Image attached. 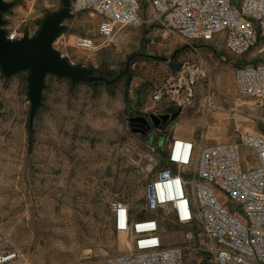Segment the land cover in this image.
Instances as JSON below:
<instances>
[{
    "label": "rangeland",
    "instance_id": "1",
    "mask_svg": "<svg viewBox=\"0 0 264 264\" xmlns=\"http://www.w3.org/2000/svg\"><path fill=\"white\" fill-rule=\"evenodd\" d=\"M18 1L4 17L32 32L46 14L63 6L61 0ZM99 22L88 10L64 21L69 43L76 34L95 38L92 58L60 40L56 46L73 64L111 73L109 79L121 77L113 84L73 86L49 74L32 138L29 71L6 77L0 69V226L20 253L8 264H104L108 253L122 252L127 244L114 230L111 202L121 199L136 215H150L144 189L164 166L165 152L158 149L167 135L154 127L148 134L134 132L130 118L149 115L152 102L145 96L174 74L172 62L197 61L198 54L157 26L123 28L106 39L98 34ZM198 46L212 71L213 108L205 114L202 87L204 93L168 125L207 144L239 141L244 129L264 134L262 110L236 89L233 70L240 59L222 58V40ZM241 155L245 167L255 163L250 149L243 147ZM164 227L165 243H183L178 225L166 220ZM200 256L188 253L187 264H198Z\"/></svg>",
    "mask_w": 264,
    "mask_h": 264
},
{
    "label": "built area",
    "instance_id": "2",
    "mask_svg": "<svg viewBox=\"0 0 264 264\" xmlns=\"http://www.w3.org/2000/svg\"><path fill=\"white\" fill-rule=\"evenodd\" d=\"M236 1L70 0V11L97 14L98 34L103 38L126 27L157 26L198 54L197 61L181 63L166 84L154 86V114L173 105L191 107L201 87H205L201 99L205 114L213 108L212 71L198 44L222 40V58L240 59L233 70L238 94L253 101L264 115V0ZM4 20L8 40L37 32ZM59 40L87 52V59L98 48L88 35L76 34L69 43L62 33L53 43L56 49ZM173 92L167 99L165 94ZM163 103L166 108L161 111L158 105ZM243 147L255 155V163L248 167L243 163ZM158 150L165 152L164 166L144 189L150 215H136L121 199L111 202L114 230L127 244L122 252L108 253L104 264H187L188 253L201 255L198 264L204 259L209 264H264V134L244 129L239 141L213 144L172 136ZM166 220L182 229L183 243H165ZM19 258L11 237L0 226V264Z\"/></svg>",
    "mask_w": 264,
    "mask_h": 264
},
{
    "label": "water",
    "instance_id": "3",
    "mask_svg": "<svg viewBox=\"0 0 264 264\" xmlns=\"http://www.w3.org/2000/svg\"><path fill=\"white\" fill-rule=\"evenodd\" d=\"M62 8L46 14L41 22L37 33L30 37L25 35L19 40H8L4 14L9 12L13 2L0 0V69L6 77H10L20 71L27 70L28 98L31 104L29 114V125L32 127L37 111L43 103V91L46 87V78L49 74L59 78H67L75 86L81 82L98 84L104 81L107 84L115 83L121 74L115 78L108 73L95 74V69L73 64L67 57H64L58 49L53 46L54 41L65 29L64 21L72 18L70 11V0H61ZM180 63H171L172 71H177ZM128 71V69H127ZM130 81V77L128 82ZM182 108L173 105L159 114L133 116L130 118V125L134 132L148 134L154 127L161 129L174 121L181 113ZM141 128V129H137Z\"/></svg>",
    "mask_w": 264,
    "mask_h": 264
},
{
    "label": "crops",
    "instance_id": "4",
    "mask_svg": "<svg viewBox=\"0 0 264 264\" xmlns=\"http://www.w3.org/2000/svg\"><path fill=\"white\" fill-rule=\"evenodd\" d=\"M127 28V27H126ZM34 31H37V29L35 28L34 29ZM201 55H202V57L208 62V60H207V58L205 57V56H203V53H201ZM79 84V83H78ZM174 93V92H173ZM204 92L202 91V87L199 89V92H198V94H197V96L199 95V94H203ZM170 94H172V93H170ZM148 95V94H147ZM174 95H175V93H174ZM174 95H172V97L174 96ZM171 97V95H168L166 98L167 99H169ZM145 99H147L148 101H150L151 102V94H149L148 96H145ZM166 101V100H165ZM164 104V103H163ZM152 105V104H151ZM151 105L147 108V112H148V114H152V113H156V110H152L151 109ZM158 107H159V109H161V111H163L165 108H166V103L164 104V105H162V104H160V105H158ZM157 131H160V132H162V133H165L166 135H167V137H166V140H167V138H170V137H172V136H183V137H187V138H190V139H195L194 137H193V135L192 134H189V133H186L184 130H182V129H178V128H174L173 127V125H166L165 126V128L164 129H161V130H159V129H156ZM149 137H150V135H148V137H147V139H148V141H149ZM165 146H166V144H165ZM164 146V147H165ZM153 147H156V146H153ZM163 147V148H164ZM161 149V148H160Z\"/></svg>",
    "mask_w": 264,
    "mask_h": 264
},
{
    "label": "trees",
    "instance_id": "5",
    "mask_svg": "<svg viewBox=\"0 0 264 264\" xmlns=\"http://www.w3.org/2000/svg\"><path fill=\"white\" fill-rule=\"evenodd\" d=\"M13 3H14L13 5H17V4L19 3V1L16 0V1H14ZM45 16H46V15H45ZM44 18H45V17H44ZM44 18H42V19L40 20V22H39V27H40L41 22L43 21ZM65 29H66V27H65ZM38 30H39V29H38ZM38 30H37V31H38ZM36 33H37V32H36ZM62 33H64V31H63ZM62 33H61V34H62ZM164 128H165V126L162 127L161 129H164ZM28 129H29L30 137L32 138V136H33V132H34L33 130H34V129H33V126L31 127V126L29 125V123H28ZM161 129H160V130H161Z\"/></svg>",
    "mask_w": 264,
    "mask_h": 264
},
{
    "label": "flooded vegetation",
    "instance_id": "6",
    "mask_svg": "<svg viewBox=\"0 0 264 264\" xmlns=\"http://www.w3.org/2000/svg\"><path fill=\"white\" fill-rule=\"evenodd\" d=\"M137 116H139V115H137ZM145 116H146V115H145ZM147 118H148V116H147ZM148 119H149V118H148ZM137 129H141V128H137ZM138 133H141V132L138 131ZM141 134H142V133H141Z\"/></svg>",
    "mask_w": 264,
    "mask_h": 264
}]
</instances>
